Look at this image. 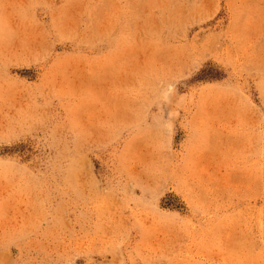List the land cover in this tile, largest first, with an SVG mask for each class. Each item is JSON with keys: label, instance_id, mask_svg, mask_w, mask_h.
Instances as JSON below:
<instances>
[{"label": "rangeland", "instance_id": "1", "mask_svg": "<svg viewBox=\"0 0 264 264\" xmlns=\"http://www.w3.org/2000/svg\"><path fill=\"white\" fill-rule=\"evenodd\" d=\"M0 264H264V0H0Z\"/></svg>", "mask_w": 264, "mask_h": 264}]
</instances>
